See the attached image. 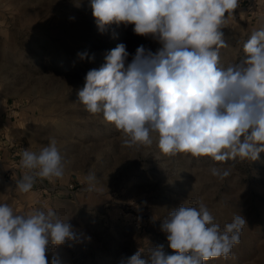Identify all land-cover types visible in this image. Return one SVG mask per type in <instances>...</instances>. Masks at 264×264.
Instances as JSON below:
<instances>
[{
    "label": "rangeland",
    "instance_id": "rangeland-1",
    "mask_svg": "<svg viewBox=\"0 0 264 264\" xmlns=\"http://www.w3.org/2000/svg\"><path fill=\"white\" fill-rule=\"evenodd\" d=\"M233 16L222 29L229 45L220 54L224 67L243 57V42L264 19V0H240ZM132 28L113 24L101 33L89 0H0V202L18 213L52 207L69 219L78 239L49 247V264L53 256L59 264H120L157 245L172 254L161 220L196 201L221 228L236 214L248 225L229 258L206 264H264V153L227 162L170 156L155 136L150 146L125 147L113 124L77 102L87 72L118 44L126 45L129 62L141 45L153 53L162 47ZM52 138L65 158V177L38 179L30 193H18L20 153L39 151ZM214 164L231 166V175L213 177ZM89 173L96 176L91 184Z\"/></svg>",
    "mask_w": 264,
    "mask_h": 264
},
{
    "label": "clouds",
    "instance_id": "clouds-1",
    "mask_svg": "<svg viewBox=\"0 0 264 264\" xmlns=\"http://www.w3.org/2000/svg\"><path fill=\"white\" fill-rule=\"evenodd\" d=\"M101 33L132 25L133 32L159 41L153 53L137 47L129 62L118 44L99 68L90 69L77 96L85 111L102 114L121 133L125 147L150 146L162 154L210 157L215 162L256 161L264 153V19L243 42V57L224 67L228 48L222 29L234 20L240 0H89ZM79 6V5H78ZM227 14V15H226ZM74 19V18H73ZM81 60L86 52L77 54ZM22 175L15 191L30 193L37 180H63L65 158L50 139L39 151L20 153ZM220 180L231 166L212 165ZM86 180H96L89 173ZM69 220V219H68ZM52 208L18 213L0 202V264H49V247L78 239L73 226ZM245 217L233 215L223 228L201 201L181 203L161 220L168 247L137 250L120 264H206L229 258L239 244ZM145 257V258H142ZM51 264H59L53 256Z\"/></svg>",
    "mask_w": 264,
    "mask_h": 264
}]
</instances>
